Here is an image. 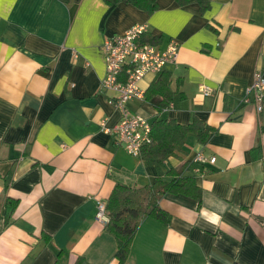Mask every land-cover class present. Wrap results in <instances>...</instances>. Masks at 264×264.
I'll list each match as a JSON object with an SVG mask.
<instances>
[{
    "label": "crops",
    "instance_id": "1",
    "mask_svg": "<svg viewBox=\"0 0 264 264\" xmlns=\"http://www.w3.org/2000/svg\"><path fill=\"white\" fill-rule=\"evenodd\" d=\"M137 24L159 50L178 43L163 68L175 92L157 107L146 91L158 73H148L144 96L126 108L151 124L199 125L162 173L101 126L122 116L109 102L116 93L100 88L103 44ZM257 69L264 0H209L206 9L158 0L151 13L130 2L0 0V264H119L97 200L117 183L171 180L165 172L185 163L201 199L165 194L166 217L141 222L125 264H264V108L244 102ZM200 152L207 162L196 161Z\"/></svg>",
    "mask_w": 264,
    "mask_h": 264
},
{
    "label": "trees",
    "instance_id": "2",
    "mask_svg": "<svg viewBox=\"0 0 264 264\" xmlns=\"http://www.w3.org/2000/svg\"><path fill=\"white\" fill-rule=\"evenodd\" d=\"M178 1L181 4L198 2L203 9L209 5V0ZM105 2L108 4L130 2L149 13L158 7V0H105ZM141 42H143L142 39ZM171 85L172 74L170 71L162 69L146 91V98L160 109H165L174 97L175 91L172 90ZM197 126H199L197 123L182 126L172 120L154 121L151 141L142 147L140 157L147 163L155 164L162 173L164 161L182 150L187 137L193 133ZM185 164L180 169H171L165 172L173 176L171 180L159 177L152 185L142 187H133L123 183L115 185L107 201L109 221L106 223V230L116 239V257L119 259V264L126 263L141 222L149 216L161 219L166 217L159 205L160 199L165 194L169 192L184 193L201 199L202 192L196 184L195 178L183 175L186 170ZM15 205L16 202L14 207Z\"/></svg>",
    "mask_w": 264,
    "mask_h": 264
},
{
    "label": "built area",
    "instance_id": "3",
    "mask_svg": "<svg viewBox=\"0 0 264 264\" xmlns=\"http://www.w3.org/2000/svg\"><path fill=\"white\" fill-rule=\"evenodd\" d=\"M147 31L148 25L137 24L123 34L106 38L103 44L106 75L100 82V88L116 93L109 102L122 111V116L113 127L108 126L105 120L101 122V126L106 133L115 135L118 143L135 157H140L142 147L151 141L152 124L146 117L131 114L126 108V103L133 98H142L144 90L139 86L141 79L148 73H159L167 63L176 61L179 50L176 41L170 42L165 50L141 42ZM202 92L210 95L212 89L202 86ZM244 102H253L258 112L263 110L264 70H255L253 83ZM196 161L205 163L208 158L200 152L196 155ZM209 161L214 163L216 157H211ZM96 219L103 223L109 221L107 201L104 199L97 200Z\"/></svg>",
    "mask_w": 264,
    "mask_h": 264
}]
</instances>
